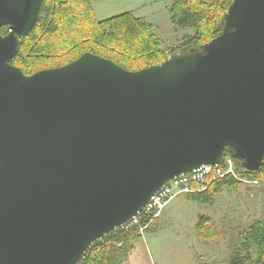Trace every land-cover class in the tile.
Here are the masks:
<instances>
[{
  "label": "water",
  "instance_id": "water-1",
  "mask_svg": "<svg viewBox=\"0 0 264 264\" xmlns=\"http://www.w3.org/2000/svg\"><path fill=\"white\" fill-rule=\"evenodd\" d=\"M43 1L0 0V264H76L225 150L261 169L264 0H234L219 36L158 65L86 52L28 75L11 61Z\"/></svg>",
  "mask_w": 264,
  "mask_h": 264
},
{
  "label": "trees",
  "instance_id": "trees-1",
  "mask_svg": "<svg viewBox=\"0 0 264 264\" xmlns=\"http://www.w3.org/2000/svg\"><path fill=\"white\" fill-rule=\"evenodd\" d=\"M94 1L44 0L37 26L22 38L20 51L11 64L31 75L43 69L64 66L84 53L92 52L127 70L138 71L158 65L171 55L197 50L219 36L225 26V14L234 0L175 2L170 9L172 23L191 32L170 46L155 34L152 24L134 12L98 21ZM1 32L6 35L8 27H2ZM226 155H230L228 150H225ZM236 162L243 178L257 179L264 188L263 170L250 172L245 170L242 161ZM239 189L242 184L227 176L213 181L205 191L186 196L189 201L208 208L216 203L222 191L236 193ZM162 216L146 230L145 235L159 230ZM196 230L205 241L210 237L220 239V233H223L210 217L199 218ZM145 235L125 232L119 227L91 244L85 264H126ZM238 237L239 240L229 246L225 264H264V218L240 229Z\"/></svg>",
  "mask_w": 264,
  "mask_h": 264
},
{
  "label": "rangeland",
  "instance_id": "rangeland-1",
  "mask_svg": "<svg viewBox=\"0 0 264 264\" xmlns=\"http://www.w3.org/2000/svg\"><path fill=\"white\" fill-rule=\"evenodd\" d=\"M177 1L96 0L93 9L98 21L134 12L152 24L155 34L170 46L191 32L172 23L170 9ZM238 191H222L208 208L189 201L186 195L177 197L163 212L159 230L144 236L126 264H225L229 246L239 240V230L264 218L263 183L244 184ZM201 217L214 219L225 234L220 233V239L202 240L196 230Z\"/></svg>",
  "mask_w": 264,
  "mask_h": 264
},
{
  "label": "built area",
  "instance_id": "built-area-1",
  "mask_svg": "<svg viewBox=\"0 0 264 264\" xmlns=\"http://www.w3.org/2000/svg\"><path fill=\"white\" fill-rule=\"evenodd\" d=\"M236 161L231 155H226L216 165H204L192 172L175 177L157 191L149 200L148 204L136 216L119 227L125 232L135 231L138 234L145 235L146 230L156 220L160 219L168 205L177 197L205 191L213 181L227 176L233 177L242 185L258 186L260 184L259 180L243 178L241 176L237 169ZM260 170L264 171V158L263 166ZM118 228L115 230H118ZM86 253L87 251L76 264H85L87 258Z\"/></svg>",
  "mask_w": 264,
  "mask_h": 264
},
{
  "label": "crops",
  "instance_id": "crops-1",
  "mask_svg": "<svg viewBox=\"0 0 264 264\" xmlns=\"http://www.w3.org/2000/svg\"><path fill=\"white\" fill-rule=\"evenodd\" d=\"M164 214V213H163Z\"/></svg>",
  "mask_w": 264,
  "mask_h": 264
}]
</instances>
